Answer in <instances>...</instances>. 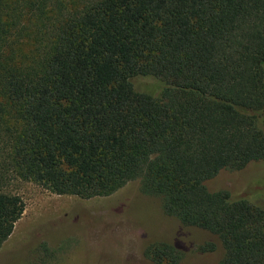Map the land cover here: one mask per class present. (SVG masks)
Returning <instances> with one entry per match:
<instances>
[{
  "label": "trees",
  "instance_id": "trees-1",
  "mask_svg": "<svg viewBox=\"0 0 264 264\" xmlns=\"http://www.w3.org/2000/svg\"><path fill=\"white\" fill-rule=\"evenodd\" d=\"M0 41V136L19 178L81 199L136 180L218 240L217 264H264V0H0ZM24 208L0 191V249ZM143 254L185 256L167 242Z\"/></svg>",
  "mask_w": 264,
  "mask_h": 264
},
{
  "label": "rangeland",
  "instance_id": "rangeland-1",
  "mask_svg": "<svg viewBox=\"0 0 264 264\" xmlns=\"http://www.w3.org/2000/svg\"><path fill=\"white\" fill-rule=\"evenodd\" d=\"M3 44L0 41V47ZM14 49L21 61L31 45L20 39ZM4 51L0 48L2 56ZM5 103L0 92V112ZM6 144L0 136V191L19 195L25 208L0 249V264H153L143 253L148 245L158 242L181 248L185 256L180 264H217L220 259L222 250L215 237L185 228L165 215L158 199L141 193L138 181L106 197L57 195L19 178L11 167ZM261 175L264 177V170ZM236 184V177L227 173L218 185L233 191ZM206 241L218 245L214 253L197 252V246Z\"/></svg>",
  "mask_w": 264,
  "mask_h": 264
}]
</instances>
